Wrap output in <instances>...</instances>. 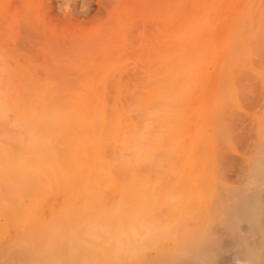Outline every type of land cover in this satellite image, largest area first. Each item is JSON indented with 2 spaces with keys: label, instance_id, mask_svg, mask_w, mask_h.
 <instances>
[{
  "label": "bare ground",
  "instance_id": "1",
  "mask_svg": "<svg viewBox=\"0 0 264 264\" xmlns=\"http://www.w3.org/2000/svg\"><path fill=\"white\" fill-rule=\"evenodd\" d=\"M25 23L26 26L23 24L21 26L26 28L20 27L21 30L16 33V38H14H18L19 43L25 42L28 45L33 33L29 34L27 30L32 31L33 29L29 28L27 21ZM257 34L261 36V33ZM258 36L256 35V40ZM262 42L264 43V40ZM187 44L189 46V43ZM262 45L264 48V44ZM51 46L54 48V45ZM257 46L254 47L257 48ZM189 47L192 48V46ZM258 48L256 50H259ZM148 49L143 53V56L140 54L141 56L136 60L139 65L147 67V82L142 81L145 83L142 84L144 86H139L137 82L132 88L127 86V82L131 80L129 73L127 76L119 75L115 79L108 78V82L103 81L98 86L91 87L86 83L99 77L97 70L91 68L66 74H70L69 77H64L62 75L64 73L46 69L44 77H37L29 74L23 67L19 68L21 65L17 69H15L16 67L9 69L8 66L10 67L12 63L10 64L8 59H5L6 63L4 59H0V62L4 64L0 66V225H3L0 232V264H264V77L248 76L249 72L248 75L245 73L243 76L235 75L237 78L236 81L233 80L235 84L231 92L228 91L224 96L225 99L218 105L216 119L218 120V123L216 122L218 124L216 136L218 140L216 143L210 140L204 143L199 137L192 134L190 136L189 133L171 140L165 133L170 129L174 131L172 129L175 125L174 116L165 118L164 115L165 120L155 108L159 109L160 105L165 106L163 105L164 101L168 102L165 98L166 91L174 85H169L167 88V85L155 82L153 74L158 73L156 69H162L160 67L165 63L168 66L165 61L166 55L156 53L152 46ZM169 49L172 50V48ZM258 52L264 53L263 50ZM196 55L195 57L199 54ZM8 57L10 58V55ZM104 58L106 57H101V59ZM209 58L211 59V57ZM24 62L27 67L31 65L34 70L35 66L31 64V60L30 64L27 61ZM260 65L264 66L263 62ZM187 66H189V62ZM135 77L137 76L135 75ZM138 78L140 77L138 76ZM168 78L169 80L173 79L170 76ZM176 86L179 85H175V88H177ZM183 87L184 85L182 88H178L184 92ZM175 88L173 90L178 89ZM173 93L175 92L173 91ZM179 94L177 97L181 95ZM172 99H170L171 102ZM228 100L230 101L228 102ZM158 102L162 103L158 105ZM130 105L134 106H132L134 111L123 114L121 112L123 107L126 106L127 110ZM171 106L172 104L165 107L170 110ZM154 109L158 113L156 111L154 113ZM162 111L166 115L170 113ZM172 112L171 115H173ZM176 112L177 109L175 114L178 117L177 115L180 114ZM162 118L163 122H161ZM169 120L171 123L167 122ZM162 123H164V129ZM168 124L169 127H167ZM109 155H112L110 159L114 158L115 160H107ZM137 155H139L138 157L141 155L142 160H148V155L150 158L151 155L153 157L154 155L160 157L167 155L163 156V159L169 155H181L180 168H186L182 171L184 178L187 175L189 180L187 184H184L183 174L177 180L176 185L182 191L179 193L176 186L177 189L174 191H177L179 195L184 194V196L178 197L180 202L176 200V204L179 203L180 206L175 207L178 209V213L176 218L173 217V220L166 216L169 215L166 212L172 206L170 201H175L177 193L176 196L171 193L174 198L169 195V199H172L170 201L168 199V203L165 199V203H163L160 191L162 188L167 190L169 186L166 184L173 181L168 179L166 174H162L165 165H167L166 161L172 158L175 161L172 162L177 163V158L171 156L166 159V164L162 160L164 165L161 164L163 168L160 169L157 162L162 157L154 158L158 160L156 162L155 160L147 162L138 159ZM143 155H147V157L145 156L147 159ZM186 155H216V159H214V163H208L212 165V168L201 169L200 173L204 179L200 177L201 180H199L197 176L195 177L199 167L198 162L192 158L190 161ZM105 166L108 169L104 170ZM178 166L175 167L178 168ZM122 167L138 171L135 174L136 183L139 182V177H143V171L146 177H149L148 174L151 172L153 173L150 174L151 181L156 176L159 177V174L160 177L156 179L167 178L166 181H170L164 180L166 184H162L165 187L160 184L161 188L158 191L160 193L155 195V197L157 196L156 203H153L154 208L151 209L150 214L148 213L150 211H146L147 214H145V209H143L148 206H145L146 201H151L150 194L147 195L146 191L148 190L145 188L149 186L146 183L145 187L142 186L146 190V198H142L138 204L140 207L145 206L141 207L144 213L139 212L142 210L140 208H138V212H132L133 215L130 214V217L133 220L126 224L127 227L123 228L122 233V223H120V229L118 228V231L121 230L120 232L111 226L120 218L116 219L111 210H102L103 212L100 210L99 212V209L95 210L97 207H94L93 210L95 205L90 206L92 207L91 211L86 208V212L82 207L83 216L89 212L93 214V218L92 214L89 213L91 216L87 214L93 219L89 220L90 229H87L89 228L87 226L86 232L81 230L84 236L91 233L89 239L91 237L92 240L85 242L86 245L83 241H74L75 245L67 246L69 252L66 250V246L62 245V239L59 238L62 241H59L61 244L58 242V246L50 241L46 247H42L40 236L37 237L35 233L36 228L35 232L32 231L33 228L31 230L23 229L24 223L28 219L40 218L47 207L52 212L57 206L58 200L66 192H70L72 195L75 186L78 187L76 191L79 193L71 200L79 199L82 196L84 185L90 178H92L90 181L93 183V186L91 185L93 190L90 192L88 188L87 193L89 192L91 196L96 195L95 193H99L101 189L98 183L107 175L108 192L103 194L101 201L98 202V208L101 209L113 198L116 177L112 172L119 176L122 173ZM143 168L145 169L143 170ZM147 168L153 169L154 172L147 170L149 173H145ZM126 170L124 171L128 174ZM212 170L215 172L214 179L208 180ZM140 172L141 175L138 176ZM155 172L158 175H155ZM161 174L166 178L161 177ZM126 176L129 177V174ZM169 176L171 178V175ZM125 180L123 179V182L126 184ZM75 181H77L75 186H69ZM169 185L171 188L173 184ZM69 187L71 188L69 189ZM124 187H127V184ZM158 187L159 184L154 185L152 189L156 192ZM148 189L150 190V187ZM207 189L210 193L205 198L202 193ZM195 191L199 193H196L197 196H194ZM120 193L122 194L120 196L125 199L124 192ZM91 196L86 198L88 202H90ZM184 197L185 199H182ZM125 201H122L123 205L126 204ZM135 201L132 199L127 204ZM102 202L103 205H101ZM71 204L73 203L68 205L72 207ZM127 204L124 205V209L128 207ZM130 206L132 208V205ZM67 209H69L68 206ZM146 209L148 210V208ZM172 210L174 211V209ZM172 210L171 217L176 215L172 214ZM68 211L70 213V209ZM69 213L67 214L69 215ZM125 214L126 212L123 215L125 216ZM151 215L154 216L153 219H150ZM55 221L59 220H54L56 224ZM121 222L123 221L121 220ZM75 224H73L74 227ZM30 225L27 226V229H30L28 228ZM84 225L83 222L80 228L83 229ZM78 228L79 226L76 229ZM58 229L60 231L62 229V226L59 228V224ZM58 229L56 230L60 232ZM73 229L72 233L76 231ZM81 231H79L80 235ZM26 232H30L27 240L23 235ZM72 242L69 240V243Z\"/></svg>",
  "mask_w": 264,
  "mask_h": 264
},
{
  "label": "rangeland",
  "instance_id": "2",
  "mask_svg": "<svg viewBox=\"0 0 264 264\" xmlns=\"http://www.w3.org/2000/svg\"><path fill=\"white\" fill-rule=\"evenodd\" d=\"M25 11H27L28 13ZM24 12L26 13V15ZM258 13L262 15L260 14L258 15ZM27 15L29 16L28 18ZM23 17H25L24 18L25 20L22 19ZM263 18H264V0H0V47H1L0 59L1 60L8 59V61H10L9 63L10 64L12 63L10 67L7 65L9 69H13L15 67H16L15 69H17V67L21 65V67L19 68L23 67L24 69L27 70V72H29V74H33L37 77H44L46 75L45 74L46 69H51L53 72H57L61 74L64 73L62 74L64 77H69L70 74H72V72L84 70L85 68H91L92 70L93 69L97 70V75H99L98 78L94 80L92 79V81H88V83H86V85L91 87H96L99 84H101L103 81L108 82L109 79H115L119 75L127 76L129 73L132 76L129 75L131 77L130 78L131 80L127 82V86L128 88H132L133 85L137 84V82L139 86H144L142 84H145L147 82L148 69L145 66L139 65V63L136 62V60L141 56L140 54H142L143 56V53L149 50L148 47L152 46L153 51H155L156 53L160 55L162 54L166 55L165 61L167 62L168 65L166 66L165 63L162 64L163 66L160 67L162 69H156L158 73L153 74L155 77V82L156 83L161 82L162 84L167 85V88L169 87V85L170 86L174 85L172 86V88L169 89L170 91L167 89L166 91L167 93L165 94V98L169 103L166 101H164L163 103V105L167 107H169V105L172 104L173 107L171 106L170 110L173 111L172 112L173 115H171V111L168 110L169 108L165 106L162 107L160 105L159 109L155 108L157 111H159V113L154 109V113L157 112L158 114L162 115L163 118L164 115L165 118H167L166 116H174L175 121L173 120V122L175 125L172 128L174 129V131L170 129L171 128L170 126L169 128L170 130H167L165 134H167V136L171 140H175V138H178V136L180 137L182 135H186L189 133L190 136L194 135L195 137H199V139H201L204 143L209 140L216 143V141L218 140L216 137L218 133L217 132L218 124H216V122L218 123V120H216L218 105L219 103L221 104L223 99H225L224 96L227 94V92L228 91L231 92L235 84L234 81H236V78L239 75L243 76L244 75L243 73L247 75L250 73V75L248 76L253 75L256 77L257 76L264 77V73H263L264 66L260 65L262 64V62L264 64V59H263L264 53L258 52L262 50L264 51L262 45L264 44L262 42L264 40ZM26 21L28 22L27 25L29 26V28L31 30L33 29L32 30L33 32L27 30L29 34L33 33L32 36H30V43L29 42L27 43L28 45H26L25 42L19 43L18 38L15 39L16 33H18L21 30L20 27L21 28L23 27L21 25L23 24L26 26L25 23ZM200 29L202 30L200 31ZM21 33L20 35L22 37ZM257 33H261V36H258L259 34ZM256 35L258 36L257 37L258 42L256 40ZM187 43H189V46H192L193 49L192 48L190 49ZM24 44L26 47L24 46ZM51 45H54V48ZM256 45H258L257 48L259 47L258 48L259 50H256L257 49L255 48ZM26 48H28L29 50ZM166 48L167 50H165ZM169 48H172V50ZM9 49L12 50L9 51ZM256 51L258 54L256 53ZM195 54L197 55L199 54V55L198 56L196 55L197 57H195ZM259 54L262 55L260 56ZM9 55L10 58L12 59L8 57ZM101 57H106V58L101 59ZM209 57H211V59ZM259 57H261L262 59H260ZM168 58L170 59L169 61L167 60ZM30 60H31V64L35 66L34 70L31 65H28L27 67V64H24L25 63L24 61H27L30 64ZM6 62L7 60H5V63ZM188 62H189V66H187ZM2 64L3 63H1L0 66L4 65ZM137 64L138 66L136 67ZM190 65H192L193 67H191ZM185 67L187 68L190 67L192 69L190 68L187 69ZM179 68L183 69L184 71ZM187 70L189 71V73ZM68 73L70 74L66 75ZM179 74L183 76L181 77ZM135 75L137 77H135ZM138 76L140 78H138ZM169 76L172 77L173 79L170 78L169 80L168 78ZM134 77L137 78L138 80L136 79L137 80L136 81ZM164 77L167 78L165 79ZM141 78L142 80H140ZM162 79L167 81H163ZM142 81H144L145 83H143ZM175 85H179L178 87L180 88H182V86L184 85L183 87L184 92H182L181 89L178 88L177 86L176 87L178 89L175 88ZM174 88L177 89L178 91L173 90ZM219 90L221 93L219 92ZM173 91L176 93V96L175 93H173ZM170 94L171 95L174 94V95L171 97ZM178 94L180 95L179 97H177ZM171 98H173L172 99L173 103L170 100ZM229 101L230 100H228V102ZM161 103L158 102V105ZM126 106H124L121 111L123 114H129L131 111H134L132 108L133 105L128 106L131 107L132 110L131 108L128 107L126 110ZM124 108H125V113H124ZM176 109H177L176 113L180 114L177 115L178 117H176L175 114ZM162 110H165V112L167 111L170 113L166 112L168 115L163 114L164 111ZM213 114L214 116H212ZM163 118L161 122H163V120L165 119ZM167 122L171 123L170 120ZM167 127H169V124L167 125ZM162 128L164 129V123H162ZM172 133L174 138L172 137ZM62 156H67V155H62ZM111 156L112 155H109V158L107 160H109ZM138 156L139 155H137V157ZM145 156L147 157V155H143L144 158H146ZM148 156H149L148 157L149 161L150 160L152 161L155 160V162L158 161L156 160L157 159L156 157L158 155L157 156L154 155V157L153 155H151V158L150 155ZM163 156H167V155H161L162 158L158 156L161 158V160L159 159V162H157L158 167H161L160 169L163 168L161 166V164H163L162 160H164L163 161L164 164L167 163V165H165L166 167L164 166L166 169L164 168L163 170L164 172H162V174L163 173L164 175L166 174L165 176H167V178L170 180L172 179L173 180V181L171 180L172 182L168 180L170 183L166 184L164 180L166 181L167 178L162 174L161 177L163 178L165 177L166 179H161V178H160L161 180L156 179L160 177L159 174V177L156 176V178L154 177L155 179H152L151 181L150 174L152 172L148 174L149 177L148 176L146 177V174H144L143 171L142 174L143 177H139V182H137L138 183L137 184L136 183L137 178H135V174L138 171L135 170L133 171L132 168L130 169L126 168L127 169L126 170L124 169L125 167H122L123 170L121 171L122 172L120 174L121 176L120 175L118 176V174H116L117 175L116 176L115 173L112 172V174L116 177V181L114 184L115 188L113 190L114 191L113 198L111 199L110 202L105 203L106 205H104L100 209L98 208V202L101 201L102 195L108 192L107 191L108 176L106 175V177H103L102 178L103 180L101 179L102 181L100 180V182L98 183L101 189L99 193L98 192L95 193L96 194L94 195L95 197L93 195L91 196L89 192H88L89 194L87 193L88 188L89 191L93 190L92 187L93 183H91L90 181V179L92 180V178H90L89 181L84 185L82 196L79 199L72 201L73 198H75V196H77L79 193V191H76L78 187L75 186V184H77V181H75L72 183V185H69L72 187L75 186L74 187L75 189H73L72 192L73 196L70 195L71 194L70 192H66L58 200V204L52 212H50L47 207L45 212H43L40 218L28 219L24 223L23 229L31 230L33 228L32 231L35 232V228H36L35 233L37 237L40 236L39 239L42 247H46L47 243L50 241L55 246H58L59 244H61L60 242L63 240L62 245L66 246V250L69 252L67 246H70V244L75 245L74 241H83L84 245H86L85 242L92 240L91 237L89 239V236L92 235L91 233H90L91 235L86 234L88 235L86 237V235L85 236L83 235L82 231L86 232L87 226L89 227L87 229H90L91 225L89 224V220L90 221L93 220L92 219L93 214L89 212L92 209V207L90 206L95 205L93 206V210L94 207H97L95 208V210L99 209L98 210L99 212L100 210L101 211L111 210L115 214L116 219L120 218L117 219L115 223L111 224V226L115 227V230L118 231L120 229L119 228V226L121 225L120 223H122L121 225L122 231L120 230L122 233L123 228L127 227L126 224L130 223L129 221L133 220V218L130 217V214L132 212H138L139 210L138 208L142 209L147 205L148 206L146 208H148V210L146 208H143L145 209V211L142 209L139 210V212L142 211V213H144L146 211L147 212L150 211L148 212L149 214L152 212L154 208V204L156 203V197H157V196L155 197V195H157L156 193L161 192L160 193L162 195L161 202L163 203H165V199L166 202L168 203L169 197L170 196L173 197L171 193L174 196H176L177 191H180L179 193H181L182 190H179L180 187L176 185L178 183L177 180L184 173L182 170L186 169V168H180L181 155H174L177 158L178 161V162L176 161L177 163H173L175 162L171 158V156L174 158L173 155H169L167 158L164 157V159ZM186 156L190 159V161H192V159L193 160L195 159V161L198 162L200 168L198 167V169L196 170L195 177L197 176L199 180L204 179V177L200 173L202 171L201 169L208 170L209 167L212 168V165L208 163L209 162L214 163V159H216V155H186ZM140 157L142 156L140 155ZM140 157H138V159H141ZM169 158H171V160L168 161L169 162L171 161V163H168V161H166V159ZM110 160L113 161L115 159L113 158ZM148 160L144 159L142 161L149 162ZM155 162L153 164L154 166H155ZM175 166H178V168H176ZM156 167H154V169H156ZM103 169L106 170L108 168L105 166V168L103 167ZM144 169L145 168H143V170ZM124 170L127 171L130 178L126 176L128 174H126ZM147 170L149 169L147 168L145 173H149V171H153V169L149 171ZM156 172L154 173L155 175L159 173ZM167 173L171 175V178ZM214 174L215 172L214 170H212L211 174L208 176V180L214 179ZM139 175H141V172L140 174H138V176ZM119 177L121 178L123 177V178L120 179ZM183 178H184V174H183ZM123 179L124 180L126 179L125 182L127 184V187H124L126 186V184L123 182ZM146 180L151 183L149 184ZM188 180H189V176L187 177L186 175V177L184 178V184H187ZM127 181L129 183L131 182L132 184L130 185ZM145 183L150 187V190L148 189L149 187L148 188L145 187L146 186ZM162 183L169 186L167 187V190L166 188H162L163 190L161 189L160 191L161 188L160 184ZM158 184L159 187L158 189L156 188L157 191L155 192V190L152 188L154 187V185H158ZM163 184L162 187H165V185L163 186ZM169 184L171 185L173 184L171 188ZM142 186H144L148 191H146L145 188ZM175 186L178 187V189L175 188ZM70 188L71 187H69V189ZM123 188L126 190H124ZM176 189L177 191H174ZM120 190L122 191V193L124 192L123 197H125V199H123L120 196L122 195L120 193L121 192ZM134 191H137L135 192L136 194L134 193ZM145 191L147 192V195L148 193L150 194L149 197L151 201H146L145 206L143 207L141 206L142 207L141 208L138 202H141L142 198H146ZM92 192L94 194L95 190ZM196 193L199 194L198 192L195 191L194 196L195 195L197 196ZM209 193L210 191L209 189H207L203 191L202 195L203 197L206 198L209 196ZM160 194L159 196H161ZM86 195L87 197H85ZM90 196H91L90 202H88L86 198H89ZM179 196L182 197L184 196V194L179 195L177 193V196L175 198L173 197L175 201L172 200L174 203L170 201L172 198L169 199L170 204H172V206H170V208L168 207L169 210L166 212V214L169 215L166 214L165 215L169 216V219L172 218L171 220H173L177 216L178 209H175V207L178 208V206H180L179 203L176 204L177 201L180 202V199H178ZM149 197H147V200H149ZM120 198L122 199V201L126 200L127 201V202L125 201L126 204L128 203V201L132 199H135L136 201L129 202V204H127L128 207L132 205V208H130L131 207L130 206L129 208L126 207L124 209L126 204H124L125 205L124 206L122 204V201H120L121 200ZM182 199H185V197ZM70 203H73L74 205L71 204L72 207H70V205H68ZM65 204L70 209V213H72L73 211L71 215L68 211L69 209H67V206ZM84 205H86V207H84ZM101 205H103V202L101 203ZM82 207L85 210V212H86V208L89 210L87 212L92 214V218H90L91 215L89 213L87 214H89L90 216L87 214L86 215L84 214L83 216L82 213L84 212H82L83 210ZM122 207L124 210L122 209ZM172 209H174V211ZM171 210L173 212L172 214L174 213L176 214V215L174 214L175 216L172 215L171 217L170 215ZM66 212L69 213V215ZM124 212H126L125 216L127 215L128 218L123 215ZM147 212L145 214H147ZM59 213L62 214L59 215ZM118 213H120L121 215L120 214L118 215ZM151 217L152 218L150 219L154 218V216L152 215ZM55 219L59 220V221H55L56 224L54 223ZM125 219L127 220L124 221ZM121 220L123 222H121ZM83 222L85 225L82 226L83 229H81L80 226L83 225ZM57 223L59 224V228L60 226H62L61 229L62 232L58 229ZM73 224H75L76 228L79 226L80 229L79 228L76 229ZM28 225H30V227H28L30 229H27ZM71 227H73L74 229ZM2 229H3V225H0V232L2 231ZM54 229L56 232L54 231ZM56 229H58L60 232H58ZM72 229L76 231L72 233L73 232ZM78 230L79 231L82 230L81 235ZM88 231L89 230H87V232ZM29 233L30 232H26L25 234L27 235L23 234L26 240L29 238ZM41 235L43 236V238H41L42 237ZM59 238L62 240H60ZM69 240L73 244L69 243Z\"/></svg>",
  "mask_w": 264,
  "mask_h": 264
}]
</instances>
